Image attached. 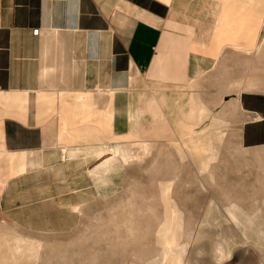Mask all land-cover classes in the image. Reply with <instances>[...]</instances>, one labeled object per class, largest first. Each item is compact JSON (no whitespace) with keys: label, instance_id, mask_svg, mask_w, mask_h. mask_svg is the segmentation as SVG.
Masks as SVG:
<instances>
[{"label":"rangeland","instance_id":"374dc122","mask_svg":"<svg viewBox=\"0 0 264 264\" xmlns=\"http://www.w3.org/2000/svg\"><path fill=\"white\" fill-rule=\"evenodd\" d=\"M162 90L141 93L164 97L173 136L156 137L150 116L145 134L125 122L115 132L111 105L103 146L71 163L61 151L55 171L17 176L26 169L0 153V264H264V122L248 126L258 119L242 101L264 111V37ZM140 95L144 106L151 96ZM192 126L209 131L188 136ZM14 176L19 214L1 208Z\"/></svg>","mask_w":264,"mask_h":264},{"label":"crops","instance_id":"0c3cea01","mask_svg":"<svg viewBox=\"0 0 264 264\" xmlns=\"http://www.w3.org/2000/svg\"><path fill=\"white\" fill-rule=\"evenodd\" d=\"M263 37L264 0H0L2 158L26 169L17 176L55 171L61 151L71 163L73 153L103 146L111 105L114 131L125 122L145 134L150 116L156 137L173 136L164 97L143 95L144 87L161 95L187 88L224 55L251 53ZM139 93L151 96L144 106L135 105ZM242 101L258 119L247 125L261 128L264 111ZM209 115L203 106L201 118ZM205 131L192 126L188 136ZM51 156L59 159L45 163ZM20 179L2 190L5 212L25 209L12 201Z\"/></svg>","mask_w":264,"mask_h":264},{"label":"built area","instance_id":"2783aa9c","mask_svg":"<svg viewBox=\"0 0 264 264\" xmlns=\"http://www.w3.org/2000/svg\"><path fill=\"white\" fill-rule=\"evenodd\" d=\"M40 32H41L40 29H37V30L33 31V35L34 36H39Z\"/></svg>","mask_w":264,"mask_h":264},{"label":"bare ground","instance_id":"6f19581e","mask_svg":"<svg viewBox=\"0 0 264 264\" xmlns=\"http://www.w3.org/2000/svg\"><path fill=\"white\" fill-rule=\"evenodd\" d=\"M254 227H255V224L251 225V226H250V229H253Z\"/></svg>","mask_w":264,"mask_h":264}]
</instances>
